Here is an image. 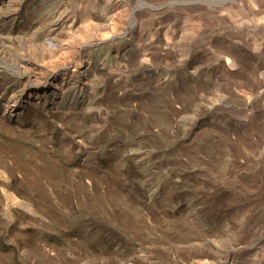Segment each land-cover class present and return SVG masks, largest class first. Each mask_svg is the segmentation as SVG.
<instances>
[{
  "label": "rangeland",
  "instance_id": "374dc122",
  "mask_svg": "<svg viewBox=\"0 0 264 264\" xmlns=\"http://www.w3.org/2000/svg\"><path fill=\"white\" fill-rule=\"evenodd\" d=\"M0 264H264V0L0 4Z\"/></svg>",
  "mask_w": 264,
  "mask_h": 264
},
{
  "label": "bare ground",
  "instance_id": "6f19581e",
  "mask_svg": "<svg viewBox=\"0 0 264 264\" xmlns=\"http://www.w3.org/2000/svg\"><path fill=\"white\" fill-rule=\"evenodd\" d=\"M17 0H0V4H3V3H5L6 5H8V6H10V4H12V3H14V2H16ZM66 24H68L67 25V27L65 26V24L64 25H62V24H60V25H58V26H56V29H54V31H53V34L55 35V36H57V37H59L60 38V36H62L63 34H67V33H72V32H74L76 29H79L80 28V23H79V25H78V22L76 21V20H74V19H72L70 22H68V23H66ZM58 38V39H59ZM40 47H41V49H43V50H46V48H47V45H46V43L44 42V43H42L41 45H40ZM42 50V53H41V55H42V57H45L46 56V54L47 53H45L44 51ZM56 51L57 50V48H55L54 46L52 47V49H51V52H49L48 53V56L49 55H53V54H55L56 52H52V51ZM84 61H87V63L89 64L90 63V59H81V61H80V63L79 64H77V67H78V65H81ZM88 64H87V66H88ZM83 68H85V67H83ZM56 70V72H58V71H60V68H55ZM88 69V68H87ZM87 69H83V70H81V72H79L78 74L82 77H87V74H86V70ZM54 81H55V79L53 78V80L52 81H50L47 85H46V79H44L42 82H41V84H40V86L42 87L41 89L39 88V90L37 89L36 91L38 92V93H40V94H48V95H53V91L51 90L52 89V87H56V84L54 83ZM46 82V83H45ZM12 107H15V106H12Z\"/></svg>",
  "mask_w": 264,
  "mask_h": 264
}]
</instances>
